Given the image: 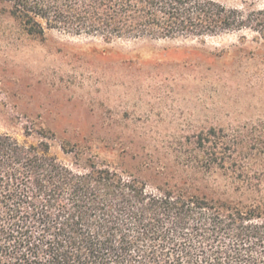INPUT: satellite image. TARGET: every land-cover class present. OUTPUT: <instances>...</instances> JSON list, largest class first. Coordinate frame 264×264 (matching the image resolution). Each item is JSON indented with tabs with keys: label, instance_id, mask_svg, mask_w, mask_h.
Returning <instances> with one entry per match:
<instances>
[{
	"label": "trees",
	"instance_id": "trees-1",
	"mask_svg": "<svg viewBox=\"0 0 264 264\" xmlns=\"http://www.w3.org/2000/svg\"><path fill=\"white\" fill-rule=\"evenodd\" d=\"M0 13L41 40L52 29L108 42L264 36L252 13L218 0H0ZM196 146L232 195L151 189L109 166L70 167L48 142L0 134V264H264V181L245 175L241 158L255 148L216 128Z\"/></svg>",
	"mask_w": 264,
	"mask_h": 264
},
{
	"label": "rangeland",
	"instance_id": "rangeland-1",
	"mask_svg": "<svg viewBox=\"0 0 264 264\" xmlns=\"http://www.w3.org/2000/svg\"><path fill=\"white\" fill-rule=\"evenodd\" d=\"M218 1L264 25V0ZM212 128L251 142L255 150L241 154L245 175L264 181L260 32L108 42L52 29L41 40L0 13V134L48 142L70 167L96 163L151 189L226 198L230 181L204 166L196 146Z\"/></svg>",
	"mask_w": 264,
	"mask_h": 264
}]
</instances>
